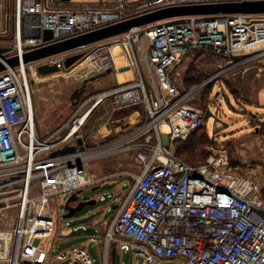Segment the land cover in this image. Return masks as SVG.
I'll return each mask as SVG.
<instances>
[{"label":"built area","instance_id":"obj_1","mask_svg":"<svg viewBox=\"0 0 264 264\" xmlns=\"http://www.w3.org/2000/svg\"><path fill=\"white\" fill-rule=\"evenodd\" d=\"M237 1L243 0H148L131 7L126 0H116L106 8L73 9L55 7L51 0H16L15 40L0 60L45 45L41 38L23 36V26L63 27L70 30L68 36H75L159 8ZM116 46L124 60L120 70H130L131 78L88 93L84 99L82 92L65 123L40 136L27 68L44 63L61 67L67 56L81 52L80 60L88 63L91 72L118 70L113 55ZM198 50L229 62L185 89L182 65ZM263 54L264 14L184 15L133 27L35 62L6 65L0 72V211L14 206L17 218L11 230L13 249L3 260L51 264L46 241L55 229L56 197L67 196L68 202L79 190L99 184L104 178L91 175L89 163L122 153L132 155L131 167L137 166L138 173H117L127 174L134 184L106 226L103 264H109L110 245L134 252L144 264H264V198L260 193L264 167L240 174L227 151L215 146L204 161L194 164L175 155V141L185 140L203 124L206 106L198 100L203 89ZM108 104L118 112L131 108L144 112L113 128H105L106 118L87 142L80 134L86 120ZM127 124L132 127L122 129L121 137L98 146L87 144L110 137ZM77 139L82 140V149ZM65 146L75 149L51 155ZM54 257L65 264L93 262L84 247L70 251L68 258Z\"/></svg>","mask_w":264,"mask_h":264},{"label":"rangeland","instance_id":"obj_2","mask_svg":"<svg viewBox=\"0 0 264 264\" xmlns=\"http://www.w3.org/2000/svg\"><path fill=\"white\" fill-rule=\"evenodd\" d=\"M84 1L96 0H72L73 4ZM114 1L116 0H113L112 3ZM129 1H138L143 4L148 0ZM71 7H74L73 9L85 8V6L76 5ZM106 7L94 6V8ZM16 11V0H0V47H3L1 44L11 48L13 46L16 34ZM93 47V45L89 46L86 50L89 51ZM195 55L196 52L190 54L183 62L182 72H184L185 78L193 63L198 74H202V81L229 62V59L216 57L208 52H202V55H199V59L196 60L194 59ZM36 68L37 66L32 64L29 69L27 68V73L35 127L40 136H45L47 132L53 131L73 113L75 103L72 104L70 96L74 90L80 88L84 80L89 81L83 90L85 93L84 96H81L83 99L88 93L109 88L115 83L113 73L105 75L100 72L98 75L97 72H90V66L88 63H84V60L76 62L69 68L61 66L59 71L44 75H39ZM126 74L127 78H131L130 71ZM126 77L122 75V80ZM91 78L94 79L91 80ZM122 80L119 79V81ZM184 82H186V79ZM224 82L230 84L231 89L236 90V92L233 93ZM208 86H211V88L205 98L206 101L202 100L204 92L198 97L200 103L204 104L206 102V108L211 113L210 117L203 120L202 125L204 128L197 133L206 131L212 140V143L206 147V156L210 153L211 147L215 146L218 149L227 151L230 163L238 173L243 174L251 168H258L262 171L264 167V142L258 139L255 132L262 131L264 133V54L260 58L242 63L236 69L222 76L221 79H216L213 83L208 84ZM118 111L110 107L109 104L99 107L90 115L89 119L92 118L86 120L80 134L84 138L85 133L90 129L95 127L94 130L96 131L99 125L105 122L106 118L109 121L105 128H113L115 125L118 126L120 123L130 121V118L137 114L141 117L142 112H144L143 108L141 110L131 108L122 112ZM111 112L114 114H111ZM130 127L132 125L127 124L125 127L113 132L110 135V137L115 136L113 138L108 136L97 138L90 140L91 142L87 144L91 147L102 145L121 137L123 134L122 129ZM92 132L94 131L91 130L90 133ZM259 136L262 138L261 134ZM131 159V154L122 155V153H117L89 163L92 172L95 171L100 177H109V179H105L98 184L99 188L94 195L97 201L94 205L84 207L66 220L71 227L87 224L88 229L86 231H72L71 227L68 229L64 220L63 224L60 223L61 228L57 233L58 244L54 240L52 242V239L46 241V244L53 243L54 253H61L68 258L71 248L84 247L93 259L92 264H103L106 226L110 224L111 219L131 189V185L134 184L133 178L127 174L117 175V173L129 171L138 173L137 166L131 167ZM232 161L236 163L233 165ZM90 188L82 189L78 198L69 199L68 202L75 205L79 199L91 194ZM263 189L260 191L262 196ZM101 196H103V199H101ZM66 199L67 196L56 197L57 203L53 207V211H57L58 203H60V208L64 210ZM113 206H116V208L114 209ZM16 218L17 210L14 206L0 211V231H9L10 234H0V257L3 259L7 256V251L10 252L13 249L14 236L11 234V230L15 226ZM92 237L95 238V241H89ZM2 242H5V244ZM109 248H113V246L110 245ZM3 259H0V264H7ZM54 264L65 263L54 262ZM115 264H144V259L134 252H120L117 250Z\"/></svg>","mask_w":264,"mask_h":264},{"label":"water","instance_id":"obj_3","mask_svg":"<svg viewBox=\"0 0 264 264\" xmlns=\"http://www.w3.org/2000/svg\"><path fill=\"white\" fill-rule=\"evenodd\" d=\"M236 13H246V14H264V0H243L237 2H214V3H204V4H185V5H175L165 8H159L151 10L148 12H143L135 16L126 18L122 21H118L79 35L68 36L70 30L67 28L59 27L57 29H39V28H27L22 27V35L25 37L41 38L45 45L26 51L22 53L19 57L18 55L7 56L4 61L0 60V72L6 68V65L14 67L20 63L26 64L38 61L45 57L65 52L71 49L78 48L80 46L89 45L99 41H103L121 33L128 31L133 27L143 26L155 21L162 19H167L171 17L184 16V15H226V14H236ZM35 21L38 22V17L36 16ZM25 22L23 21V24ZM11 47H0V55L9 52ZM81 53L72 54L67 56L64 60L63 66L69 68L76 62L80 61ZM61 67L57 64H39L37 65V73L39 75H44L52 72L59 71ZM111 70H107L105 73H109ZM94 78H91L93 80ZM89 80H84L80 88L74 90L70 96L72 103H76L82 94L86 83ZM217 94V93H216ZM211 116L208 108L205 110L204 119ZM79 148L82 149V140L77 139ZM75 149V146H65L62 149L55 150L51 155L64 154L66 152H71ZM99 188V185L90 188L91 194L89 196H84L79 199L75 205H71L69 202L64 204V218L72 217L76 212L81 211L86 206H91L96 203L95 192ZM81 190L78 191V195H74L72 198H78ZM71 198V199H72ZM115 209L116 206H113ZM115 248L111 250V264H115ZM74 264H79L75 262Z\"/></svg>","mask_w":264,"mask_h":264},{"label":"crops","instance_id":"obj_4","mask_svg":"<svg viewBox=\"0 0 264 264\" xmlns=\"http://www.w3.org/2000/svg\"><path fill=\"white\" fill-rule=\"evenodd\" d=\"M52 2V5L53 6H55V7H60V8H74V7H71L72 5H76V6H81V7H94V6H103V7H108V6H111V3H112V1L113 0H96V1H84V2H80V3H78V4H73V2H72V0H51ZM127 2H128V6H131V7H137V6H139L140 4H142V3H140V2H132V1H129V0H126ZM32 17V16H31ZM25 21V20H24ZM119 54V56L118 57H120L121 55H120V53H118ZM122 57V56H121ZM115 61H116V58H115ZM119 62H117L116 61V67L118 68V70H116L115 68H113L109 73H113L114 74V81H115V83H114V85L113 86H115L116 84H117V82L119 81V78H118V74H122L124 77H126L127 76V72L128 71H130V70H125V69H122V70H120L121 68H123V67H120V66H122V64L124 63V60H123V58H122V60H121V63H119ZM118 65V66H117ZM89 69V68H88ZM90 72H91V68H90ZM102 73H104L105 75H107V74H109V73H105V72H102ZM100 73H98V75H99ZM127 78V77H126ZM126 78H124V79H126ZM123 79V80H124ZM113 86H111V87H113ZM110 88V87H109ZM106 89V88H105ZM103 90V89H102ZM100 91V90H99ZM81 96V95H80ZM75 102V101H74ZM74 102L72 103V104H74ZM65 122L63 121L62 123H61V125L62 124H64ZM61 125H59V126H61ZM95 128V127H94ZM94 128H92V129H90L89 131L91 132V130L92 131H94ZM86 132V129H85V136H84V140H86L87 142L89 141V138H90V136H92V133H90V132ZM255 134H256V136L258 137V139L260 140V141H262V142H264L263 141V136H262V134L258 131H256L255 132ZM261 134V136H262V138L259 136ZM89 172L91 173V175H93V176H97V177H100L95 171H91L90 170V168H89ZM101 177H103L104 178V180L105 179H109V177H104V176H101ZM98 185V184H97ZM96 186V185H95ZM102 197V196H101ZM101 199H103V198H101ZM57 203V202H56ZM56 203H55V205H56ZM65 203H67V202H65ZM64 203V204H65ZM58 205V207L57 208H60V203H58L57 204ZM61 209V208H60ZM65 210H62L61 209V213L60 212H58V210L57 211H53L52 212V217L55 219V229H54V232H53V234H52V236L49 238V240H51L52 242H53V240L54 241H56V244H58V242H59V240L57 239V233L59 232V230H60V228H61V224H63L62 222L65 220H67V218H64V214H65ZM61 223V224H60ZM66 225L68 226V229H69V227H71L70 226V224L68 223V221H66ZM84 227V228H83ZM88 229V225L87 224H79V225H76V226H72L71 227V230L72 231H79V230H82V231H86ZM89 241H91V238L89 239ZM52 244L53 243H51V244H46L47 246L46 247H49L51 250V261H50V263L52 264V263H54V262H56V259H55V257L54 256H56V255H58V254H61V253H54L53 252V248H52ZM79 247V246H78ZM110 247V246H109ZM75 248H77V247H74V248H71L70 250H69V252L70 251H72L73 249H75ZM104 248H105V244H104ZM111 250H112V248H109V252H108V260H109V263L111 264ZM115 252H117V250L115 251ZM121 252V251H120ZM115 257H116V255H115ZM0 259H3V258H1L0 257ZM166 263L167 264H174L172 261H166Z\"/></svg>","mask_w":264,"mask_h":264},{"label":"trees","instance_id":"obj_5","mask_svg":"<svg viewBox=\"0 0 264 264\" xmlns=\"http://www.w3.org/2000/svg\"><path fill=\"white\" fill-rule=\"evenodd\" d=\"M202 50H198L196 51V55L194 57V59L196 60L199 55L201 56L202 55ZM199 59V58H198ZM202 74H198L197 70L194 68V63L191 64V68L188 70V75L187 77L185 78L184 76V81L186 79V82H184V87L185 89H190L192 88L193 86H195L197 83H199L202 79ZM224 84L234 93L236 92V90L234 89H231L230 87V84H228L227 82H224ZM210 88L211 86H206L205 87V90L203 91L204 95L202 97V100H205L207 94L209 93L210 91ZM206 101V100H205ZM206 103V102H205ZM204 104V106H206ZM92 118V117H91ZM90 118V119H91ZM89 119V120H90ZM204 127L203 125L198 128L197 130H195L193 133H191L188 137L189 138H186L185 140H176L175 141V146H176V149H175V155L185 161L186 163L188 164H194L196 162H199V161H204L205 158L207 157V151H206V147L208 146V144L212 143V140L211 138L207 135L206 131H202L200 132L199 134L198 131L199 130H202ZM86 129V128H85ZM260 133L262 134L263 136V139H264V133L262 131H260ZM112 138L115 137V136H111ZM110 137V138H111ZM109 138V139H110ZM205 156V158H204ZM204 158V159H202ZM199 159H202V160H199ZM199 160V161H197ZM236 162L235 161H232V164L234 165ZM263 197H264V189H263Z\"/></svg>","mask_w":264,"mask_h":264},{"label":"bare ground","instance_id":"obj_6","mask_svg":"<svg viewBox=\"0 0 264 264\" xmlns=\"http://www.w3.org/2000/svg\"><path fill=\"white\" fill-rule=\"evenodd\" d=\"M118 53H120V48L118 47V46H116V47H114L113 48V55H115V58H116V61L117 62H119V63H121V60H122V57L120 56V57H118L119 56V54ZM118 63V64H119ZM128 73V72H127ZM118 78L120 79V80H122V75L121 74H118ZM9 234V231H0V234L2 235V234ZM10 235V234H9ZM3 244H5V242H2Z\"/></svg>","mask_w":264,"mask_h":264}]
</instances>
